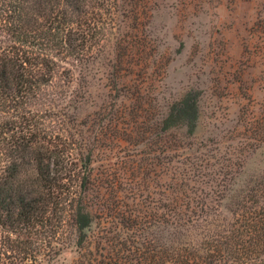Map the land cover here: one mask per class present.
I'll return each instance as SVG.
<instances>
[{
    "label": "trees",
    "instance_id": "obj_1",
    "mask_svg": "<svg viewBox=\"0 0 264 264\" xmlns=\"http://www.w3.org/2000/svg\"><path fill=\"white\" fill-rule=\"evenodd\" d=\"M157 8L0 0V155L40 179H0V264H264V176L234 184L264 148V97L245 89L234 129L201 135L199 92L163 94ZM252 31L264 60V12Z\"/></svg>",
    "mask_w": 264,
    "mask_h": 264
},
{
    "label": "rangeland",
    "instance_id": "obj_2",
    "mask_svg": "<svg viewBox=\"0 0 264 264\" xmlns=\"http://www.w3.org/2000/svg\"><path fill=\"white\" fill-rule=\"evenodd\" d=\"M260 12L264 0H158L150 30L170 57L163 94L173 101L199 92L206 138L234 129L245 89L257 102L264 97V60L255 55L252 31ZM93 85L96 93L100 81ZM262 157L264 148L248 161Z\"/></svg>",
    "mask_w": 264,
    "mask_h": 264
},
{
    "label": "clouds",
    "instance_id": "obj_3",
    "mask_svg": "<svg viewBox=\"0 0 264 264\" xmlns=\"http://www.w3.org/2000/svg\"><path fill=\"white\" fill-rule=\"evenodd\" d=\"M13 164L18 165V173L15 178V183L33 193L35 184L40 180L34 162L24 163L19 156L11 153L2 154L0 155V179L7 175V170ZM261 176H264V157L259 159L253 158L250 161H246L243 175L234 180V184L239 185L236 191L242 192L251 180Z\"/></svg>",
    "mask_w": 264,
    "mask_h": 264
}]
</instances>
